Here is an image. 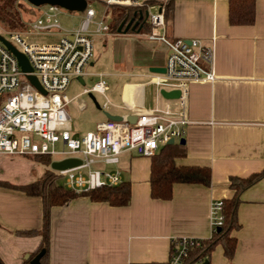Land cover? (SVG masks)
<instances>
[{"label":"crops","instance_id":"0c3cea01","mask_svg":"<svg viewBox=\"0 0 264 264\" xmlns=\"http://www.w3.org/2000/svg\"><path fill=\"white\" fill-rule=\"evenodd\" d=\"M228 14V0H173V19L166 25L169 38H198L214 48L216 79L190 85L186 155L175 160L177 166L208 167L211 185L175 183L170 200L153 199L151 158L125 153L119 170L122 181L130 182V203L111 206L78 197L52 207L48 264H167L172 238H210L211 204L233 196L231 176L246 178L264 169V0H256L252 25H231ZM138 28L92 37L97 54L102 47L112 57L105 72L93 60L86 68L91 88L104 82L103 92L92 91L102 98L99 109L105 104L102 117L136 118L155 106L173 104L153 83L160 73L150 71L165 68L168 50L148 39L151 29ZM85 89L90 88L82 93ZM77 99L70 104L81 111L84 103ZM5 163L15 170L26 167L17 178L0 175V181L16 186L33 183L51 169L33 157L0 156V164ZM240 200V227L231 233L236 238L234 256L228 259L217 245L209 264H264V177ZM42 222L39 196L0 186L3 264H22L38 250L42 236L20 232L38 231Z\"/></svg>","mask_w":264,"mask_h":264},{"label":"built area","instance_id":"2783aa9c","mask_svg":"<svg viewBox=\"0 0 264 264\" xmlns=\"http://www.w3.org/2000/svg\"><path fill=\"white\" fill-rule=\"evenodd\" d=\"M99 1L105 9L103 17L96 19L97 11L87 0L83 20L74 30H66L60 23V7L46 4L34 6L39 15L24 29L1 35L26 57L31 67L29 73L22 70L16 56L0 42V156L54 157L51 163L77 159L80 163L76 166L54 170L64 179L65 187L76 192L122 183L117 167L114 170L105 167L119 165L125 153L151 158L171 140L179 143L185 139L191 123L190 85L216 79L214 48L198 38H169L164 7L159 5V11L148 17L151 25L148 39L161 42L168 54L165 73L155 75L153 83L159 95L161 90L178 91V98L172 100L173 104L155 106L138 114L134 122L105 117L96 123L94 130L72 136L68 106L77 97L70 99L64 92L73 78L84 81L88 76L86 68L94 56L92 37L110 33V7H142L146 2ZM28 75L37 79L42 91L31 84ZM103 90L104 82L99 81L84 93ZM223 222V200H214L210 207V238H172L167 264H186L190 253L210 240ZM205 260L200 258L190 264H204Z\"/></svg>","mask_w":264,"mask_h":264},{"label":"trees","instance_id":"16d2710c","mask_svg":"<svg viewBox=\"0 0 264 264\" xmlns=\"http://www.w3.org/2000/svg\"><path fill=\"white\" fill-rule=\"evenodd\" d=\"M18 0H0V25L9 30H22L26 27L27 15L33 14L34 20L38 15V9L32 5L25 6ZM155 0H146L142 7L112 6L109 8L110 32L118 31V28L126 24L134 17H139V11L144 12L147 7L156 4ZM229 23L231 25H252L256 20V0H228ZM164 7L165 23L170 24L173 19V0H165L158 3ZM23 13V14H22ZM28 21V20H27ZM142 23V21H140ZM143 30L150 31L148 20L142 23ZM186 155L185 145L180 143L166 144L158 153L151 157L150 172V196L153 199L170 200L172 198V187L175 183L196 184L203 186L211 185V173L208 167L202 166H177L175 160ZM36 161L50 165L49 156H34ZM264 177V169L258 173L251 174L246 178L231 176L229 187L234 191L230 199L223 200L224 222L220 230L213 237L204 242L201 248L192 251L186 264L200 259H209L211 252L217 245H221L225 257L232 259L236 248V238L232 237L233 230L240 225L237 212L240 205V196L248 188L252 187ZM59 176L52 169L45 171L43 176L33 183L16 186L0 181L1 187L20 190L30 196H39L43 203V222L38 231L20 232L24 235L39 234L42 241L38 250L26 258L22 264H30V261L41 251L44 254L40 258V264H48V244L50 238V210L54 206H63L78 197H88L93 202H106L111 206H126L131 200L130 182H122L117 186H104L93 190L76 192L58 184ZM1 262V260H0ZM2 263V262H1ZM3 264V263H2Z\"/></svg>","mask_w":264,"mask_h":264},{"label":"rangeland","instance_id":"374dc122","mask_svg":"<svg viewBox=\"0 0 264 264\" xmlns=\"http://www.w3.org/2000/svg\"><path fill=\"white\" fill-rule=\"evenodd\" d=\"M21 1L22 0H18L17 2L19 3ZM155 1L157 2L156 4H152L147 7L149 15L156 14L159 11L158 3L161 2L162 0H155ZM22 2L26 7L29 6L30 4L25 0ZM88 4L89 6L94 7L95 10L97 11L96 19L97 20L101 19L105 11L102 2H100L99 0H88ZM108 15L110 16L109 13ZM83 17H84V12L67 11L62 8H61V13L58 16L60 23L66 30L76 29L80 25V22L83 20ZM26 18L28 21L26 20L24 22L25 25L27 26V24H29V22L32 21L33 14L31 16L30 14L27 15ZM6 31H13V30H9L8 28H5L4 26L0 25V35L3 36ZM102 49L103 48L101 47V54L98 55L96 52L97 45H94V56L92 60L95 62L97 61V67H96L97 70H99L100 72H105L112 65V57L109 51H107V53H104L105 51H103ZM92 84L93 82L88 77H85V84H81V82L78 79L73 78L64 92L68 96V98H73L76 95H79L77 97L78 98L77 102L84 103V108L81 111H78L73 104L69 105L68 113L72 118V127H73L72 136H82L87 131L92 130L94 128L95 122L105 119V116L102 117L104 110L99 109L98 107V104H102L101 96L96 92L82 93L84 88H91ZM93 97L95 98V100L93 99ZM19 157H23V156H19ZM52 159H54V157H50V160ZM116 167L119 169V165L117 166L109 165L106 166L105 168L108 170H114ZM25 169L26 167H22V169L20 168L15 170L6 163L2 165L0 164V175H4L5 177L8 178L11 177L17 178L20 177V175L23 176L25 174L26 172ZM58 184L63 185L65 187L64 179L59 177Z\"/></svg>","mask_w":264,"mask_h":264},{"label":"water","instance_id":"95a60500","mask_svg":"<svg viewBox=\"0 0 264 264\" xmlns=\"http://www.w3.org/2000/svg\"><path fill=\"white\" fill-rule=\"evenodd\" d=\"M25 1H27L28 3H30L31 5H33L35 7H39V6L47 4V5H52V6H58L62 9L67 10V11H76V12H84V10L86 9V6H87V0H25ZM138 13H139V17L137 20H135V16L137 15V12H135L134 17L126 24L125 27H123V25H121L118 28V32L126 33L128 30H135L138 25H139L138 30H140L142 25L139 24V22L140 21H142V23L146 22L148 20V17H149V12H148V10H145L144 12H142L140 10ZM0 42L3 43L16 56V58L19 62V65L21 66L22 70L25 73L31 72V67L28 63V60L26 59V57L22 53H20L9 42H7L1 35H0ZM150 71L154 72V73L163 74V73H165V68L153 67L150 69ZM27 78L34 87H36L38 90L42 91L37 79L34 76L28 75ZM79 81L81 82V84H84V81L82 79H79ZM160 94L163 98L168 99V100L176 99L179 96L178 91L161 90ZM106 117L111 119V120H114V121H121L123 119L121 116H113L110 114H106ZM127 120L129 122H134L136 120V118L131 116V117H128ZM185 142H186L185 139H181L179 143L181 145H184ZM173 143L174 142L172 140L169 142V144H173ZM79 163L80 162L77 159H66V160L59 161V162H57V161L52 162L50 164V167L52 170H64V169H68V168H71L73 166H76ZM44 252H45L44 250H41L30 261V264H40V258L42 257ZM0 264H2V263L0 262ZM204 264H209V260L208 259L205 260Z\"/></svg>","mask_w":264,"mask_h":264}]
</instances>
